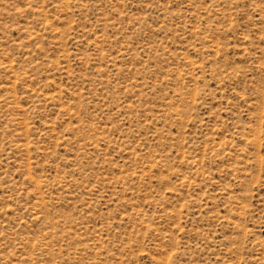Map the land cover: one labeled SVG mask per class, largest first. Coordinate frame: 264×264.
Listing matches in <instances>:
<instances>
[{
	"label": "rangeland",
	"instance_id": "1",
	"mask_svg": "<svg viewBox=\"0 0 264 264\" xmlns=\"http://www.w3.org/2000/svg\"><path fill=\"white\" fill-rule=\"evenodd\" d=\"M0 264H264V0H0Z\"/></svg>",
	"mask_w": 264,
	"mask_h": 264
}]
</instances>
